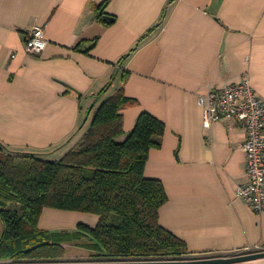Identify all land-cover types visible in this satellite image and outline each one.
<instances>
[{
  "label": "crops",
  "instance_id": "1",
  "mask_svg": "<svg viewBox=\"0 0 264 264\" xmlns=\"http://www.w3.org/2000/svg\"><path fill=\"white\" fill-rule=\"evenodd\" d=\"M36 24L46 45L35 53L24 40ZM244 76L264 100V0H0V141L58 159L122 88L131 102L121 110L119 140L143 111L165 125L144 176L162 182L159 223L185 241L189 257L264 250V211L236 196L247 181L246 130L227 121L205 128L198 103ZM97 220L44 208L38 226Z\"/></svg>",
  "mask_w": 264,
  "mask_h": 264
},
{
  "label": "trees",
  "instance_id": "2",
  "mask_svg": "<svg viewBox=\"0 0 264 264\" xmlns=\"http://www.w3.org/2000/svg\"><path fill=\"white\" fill-rule=\"evenodd\" d=\"M98 15L109 22L103 10ZM130 102L122 88L102 101L78 145L58 159L0 141V260L55 261L70 242L107 260L189 257L185 241L159 223L167 201L162 182L144 176L148 152L160 146L165 125L143 111L119 140L121 110ZM44 208L95 214L98 220L94 226L78 222L72 229H42Z\"/></svg>",
  "mask_w": 264,
  "mask_h": 264
},
{
  "label": "built area",
  "instance_id": "3",
  "mask_svg": "<svg viewBox=\"0 0 264 264\" xmlns=\"http://www.w3.org/2000/svg\"><path fill=\"white\" fill-rule=\"evenodd\" d=\"M27 51L37 52L46 45L44 29L33 25L26 34ZM203 108V126L227 121L246 130L243 150L247 181L236 187V196L255 212L264 211V100L259 98L248 77L198 96Z\"/></svg>",
  "mask_w": 264,
  "mask_h": 264
},
{
  "label": "water",
  "instance_id": "4",
  "mask_svg": "<svg viewBox=\"0 0 264 264\" xmlns=\"http://www.w3.org/2000/svg\"><path fill=\"white\" fill-rule=\"evenodd\" d=\"M107 18H110L107 16ZM264 259V250L240 252L227 256L188 257L176 260H92L49 262H2L0 264H241Z\"/></svg>",
  "mask_w": 264,
  "mask_h": 264
},
{
  "label": "rangeland",
  "instance_id": "5",
  "mask_svg": "<svg viewBox=\"0 0 264 264\" xmlns=\"http://www.w3.org/2000/svg\"><path fill=\"white\" fill-rule=\"evenodd\" d=\"M90 219L91 218H88V220H90ZM63 228H67V227H63ZM1 230H2V226H1V222H0V233H1ZM85 240H87V238ZM64 249H65L64 256L58 260H55V261L107 260V258L102 257V256H99V257L92 256V251L88 250L87 248H85L83 246L73 244V242L64 243ZM260 261H264V259H262ZM2 262H17V261L16 260H0V263H2Z\"/></svg>",
  "mask_w": 264,
  "mask_h": 264
},
{
  "label": "bare ground",
  "instance_id": "6",
  "mask_svg": "<svg viewBox=\"0 0 264 264\" xmlns=\"http://www.w3.org/2000/svg\"><path fill=\"white\" fill-rule=\"evenodd\" d=\"M39 25V24H38ZM26 37V36H25ZM36 53V52H35Z\"/></svg>",
  "mask_w": 264,
  "mask_h": 264
}]
</instances>
